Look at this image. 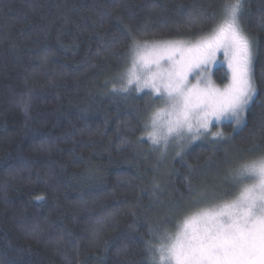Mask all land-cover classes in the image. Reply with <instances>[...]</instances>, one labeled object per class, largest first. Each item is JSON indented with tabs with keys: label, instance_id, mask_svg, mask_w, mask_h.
<instances>
[{
	"label": "trees",
	"instance_id": "1",
	"mask_svg": "<svg viewBox=\"0 0 264 264\" xmlns=\"http://www.w3.org/2000/svg\"><path fill=\"white\" fill-rule=\"evenodd\" d=\"M222 3L0 0V264H148L145 242L170 203H190V188L211 192L234 159L264 153V0H249L243 20L257 45V97L246 126H223L232 139L215 151L195 144L183 163L150 152L136 143L147 101L104 88L129 33L193 35L201 27L189 30L186 14L212 17Z\"/></svg>",
	"mask_w": 264,
	"mask_h": 264
},
{
	"label": "snow or ice",
	"instance_id": "2",
	"mask_svg": "<svg viewBox=\"0 0 264 264\" xmlns=\"http://www.w3.org/2000/svg\"><path fill=\"white\" fill-rule=\"evenodd\" d=\"M247 3L223 0L212 17L203 8L188 12L189 30L201 27L193 35L141 42L128 34L122 70L104 88L114 98H146L138 145L164 156L172 151L183 163L197 141L213 151L230 141L222 126L234 134L246 126L257 97V45L243 25ZM220 72L223 86L214 79ZM31 102L30 94L20 101L26 118ZM182 200L191 202L170 203L167 224L150 229L148 264H264V153L234 159L211 192L190 188Z\"/></svg>",
	"mask_w": 264,
	"mask_h": 264
},
{
	"label": "rangeland",
	"instance_id": "3",
	"mask_svg": "<svg viewBox=\"0 0 264 264\" xmlns=\"http://www.w3.org/2000/svg\"><path fill=\"white\" fill-rule=\"evenodd\" d=\"M249 1V0H248ZM245 10H246V7H245ZM243 20H244V18H243ZM250 36V35H249ZM251 37V36H250ZM253 72H254V64H253ZM214 79L216 80V78L214 77ZM216 82H217V80H216ZM217 84L218 85H220V86H223V84H219L218 82H217ZM145 100H146V98H145ZM247 114V113H246ZM222 131H223V126H222ZM201 144V142L200 141H197L195 144ZM194 144V145H195ZM206 188V187H205ZM206 191H208L209 192V190H206Z\"/></svg>",
	"mask_w": 264,
	"mask_h": 264
}]
</instances>
